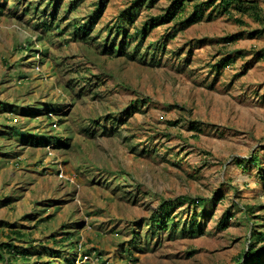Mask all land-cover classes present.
<instances>
[{
  "label": "rangeland",
  "instance_id": "obj_1",
  "mask_svg": "<svg viewBox=\"0 0 264 264\" xmlns=\"http://www.w3.org/2000/svg\"><path fill=\"white\" fill-rule=\"evenodd\" d=\"M171 1L0 0V243L29 251L0 264H236L264 245L262 24L209 6L176 30ZM178 196L204 200L156 225Z\"/></svg>",
  "mask_w": 264,
  "mask_h": 264
},
{
  "label": "trees",
  "instance_id": "obj_2",
  "mask_svg": "<svg viewBox=\"0 0 264 264\" xmlns=\"http://www.w3.org/2000/svg\"><path fill=\"white\" fill-rule=\"evenodd\" d=\"M106 0H99L97 3V8L103 9L105 6ZM191 4V11L187 12L184 17L180 16L178 17V12L185 10L186 7ZM212 6L211 11L208 12V17H211L215 12L222 13L227 12L230 15H234V13H238L239 16H235V20L239 22L240 24L244 23L241 15L244 13H250L253 15V17L261 22L260 27H256L254 29H251L250 31H247V33L251 36H255L257 34H260L264 32V10L263 7L259 5L258 0H172L170 3V6L167 8V12L163 15H160L157 17V19H172L175 18V29L180 30L185 28L186 26H189L193 23H195L197 20H199L205 13V10L207 7ZM56 9H53L51 12V18L55 19L56 16ZM125 17V15H124ZM124 17H121L120 23L118 24L119 28H123L124 26ZM89 18L90 14H89ZM156 20V18H154ZM89 23L90 26H87L86 23H77L74 21L73 27L75 28L76 32H80L82 36H88L90 34V29L92 25V19ZM157 24L156 22H152V25ZM146 23L142 27L145 28ZM124 30V29H123ZM143 31L140 30V33ZM245 31H237L230 34H227L225 36H222L221 39L226 42H231L234 40H237L238 38L242 37ZM111 51L112 49L109 48ZM230 58H226L224 60L223 64L229 63ZM3 105L0 104V108ZM15 130V129H14ZM17 130V129H16ZM18 135L21 134L22 136L25 135V132H21L19 130ZM33 138V137H32ZM36 145H45L47 144L48 140H44L43 138L35 139L33 141ZM63 144V143H61ZM252 158L255 160L256 156L252 155ZM189 199L193 203H202L203 198H190L185 196H178L174 199H164L158 206V208L152 213L151 219L156 225H160L163 228H166L168 226V220H169V209L171 208V205L174 204V202H180L181 200ZM225 225V223L223 222ZM16 232V231H15ZM260 239H264V233L259 232L258 236ZM14 244L11 242H1L0 246L6 248L10 251H17L14 249ZM252 246V245H251ZM21 253L22 258H27V255L29 254V251L26 249H22L17 251ZM264 245L254 248L253 246L250 248L247 253H245V260H239L236 264H264ZM14 255V253H12ZM251 258L250 261H248V258ZM26 260V259H25ZM22 264H30L28 262L22 263Z\"/></svg>",
  "mask_w": 264,
  "mask_h": 264
},
{
  "label": "built area",
  "instance_id": "obj_3",
  "mask_svg": "<svg viewBox=\"0 0 264 264\" xmlns=\"http://www.w3.org/2000/svg\"><path fill=\"white\" fill-rule=\"evenodd\" d=\"M59 176H60V177H63V178H67V179H69V180H71V181L74 180V177H73V176H71V175H65L64 172H63V170H60V172H59ZM84 257L87 258V255L85 254Z\"/></svg>",
  "mask_w": 264,
  "mask_h": 264
}]
</instances>
